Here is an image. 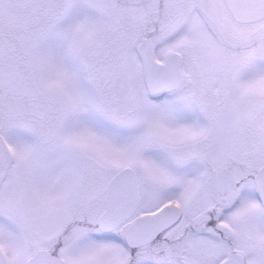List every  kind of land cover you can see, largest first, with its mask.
I'll use <instances>...</instances> for the list:
<instances>
[{"label": "snow or ice", "instance_id": "obj_1", "mask_svg": "<svg viewBox=\"0 0 264 264\" xmlns=\"http://www.w3.org/2000/svg\"><path fill=\"white\" fill-rule=\"evenodd\" d=\"M0 264H264V0H0Z\"/></svg>", "mask_w": 264, "mask_h": 264}]
</instances>
